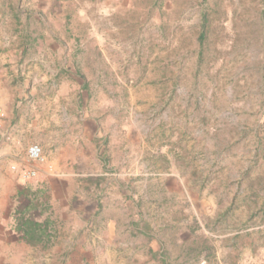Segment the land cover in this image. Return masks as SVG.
<instances>
[{
	"label": "rangeland",
	"instance_id": "374dc122",
	"mask_svg": "<svg viewBox=\"0 0 264 264\" xmlns=\"http://www.w3.org/2000/svg\"><path fill=\"white\" fill-rule=\"evenodd\" d=\"M0 94L3 209L112 224L154 264H264V0H0Z\"/></svg>",
	"mask_w": 264,
	"mask_h": 264
},
{
	"label": "crops",
	"instance_id": "0c3cea01",
	"mask_svg": "<svg viewBox=\"0 0 264 264\" xmlns=\"http://www.w3.org/2000/svg\"><path fill=\"white\" fill-rule=\"evenodd\" d=\"M1 95L6 106V95ZM6 131L11 133L7 126ZM30 209L19 208L12 212L3 209L0 202V264H154L150 256L166 260L164 251H158L154 245H150L143 253L139 246L134 252L119 248L113 250L117 240L113 225L109 224L102 235L89 234L86 223L89 219L86 215L75 214L72 222L63 215L62 220L68 226L65 231L68 238L60 237L58 226L61 217L53 213L30 215ZM27 220L41 227L36 239L31 235L24 236L22 229L26 228L24 222ZM44 229L46 232L43 233ZM90 236L92 240L89 241ZM66 252L67 255H64Z\"/></svg>",
	"mask_w": 264,
	"mask_h": 264
},
{
	"label": "built area",
	"instance_id": "2783aa9c",
	"mask_svg": "<svg viewBox=\"0 0 264 264\" xmlns=\"http://www.w3.org/2000/svg\"><path fill=\"white\" fill-rule=\"evenodd\" d=\"M6 126L7 111L4 97L0 94V144L6 139H10V133L6 131ZM27 153L31 164L21 174L24 180H32L35 179L39 174L38 166L47 164V159L44 155L42 147L38 144H32L29 146ZM12 169L14 171L18 170L16 166H13ZM49 171L50 173H53V167H50Z\"/></svg>",
	"mask_w": 264,
	"mask_h": 264
},
{
	"label": "trees",
	"instance_id": "16d2710c",
	"mask_svg": "<svg viewBox=\"0 0 264 264\" xmlns=\"http://www.w3.org/2000/svg\"><path fill=\"white\" fill-rule=\"evenodd\" d=\"M206 27V23H204L203 25V29H205ZM205 41V33H202V35L200 36V42L201 44H203V42ZM23 220V217H22ZM25 223V229H22L24 232V236L26 238L27 235H31L33 239H36L38 236V230L41 229L40 225H34L31 222H29L28 220L24 222ZM24 225V224H23ZM28 231H27V230ZM46 232V230H43V233Z\"/></svg>",
	"mask_w": 264,
	"mask_h": 264
}]
</instances>
